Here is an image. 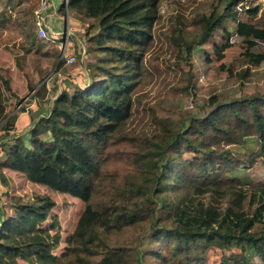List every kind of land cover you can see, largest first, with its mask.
I'll list each match as a JSON object with an SVG mask.
<instances>
[{
	"label": "trees",
	"instance_id": "obj_1",
	"mask_svg": "<svg viewBox=\"0 0 264 264\" xmlns=\"http://www.w3.org/2000/svg\"><path fill=\"white\" fill-rule=\"evenodd\" d=\"M225 2L223 15L217 9L198 13L187 29L181 26L171 34L163 32L171 40L175 56L169 65L162 63L180 71L178 83L166 95L177 96L193 84V47L224 28V17L234 16L236 0ZM159 3L70 0V13L83 12L94 19L89 30L99 28L95 41L102 53L97 63H89L91 82L72 92V83L65 79L63 90L52 98V89L44 81L35 93L27 94L29 98L18 113L4 118L5 104L0 100V138L13 136L10 145L5 146V139L0 144L3 185L16 191L23 178L48 191L30 202L20 199L15 212L3 213L7 220L4 218L0 227V264H10L11 256L25 254L38 255L39 264H144L145 253L139 243L133 248L111 245L107 237L150 219L155 225L146 236L148 240L161 239L166 253L158 255L164 264L207 259L211 250L228 249L234 243L254 245L264 263V228L256 231L258 222L264 221V183L249 197L242 178L231 175L243 164L251 168L258 161L264 163V95L236 98L204 116H193L187 123L184 118L160 116L149 107L152 128L139 131L131 127L134 114L147 109L144 94L138 93L143 87L142 66L151 30L161 18ZM260 8L251 5L245 9L254 20L241 22L239 27L243 48L236 60L242 67L238 70L233 60L229 68L239 78H247L251 66L264 62V51H252L264 43V19H255ZM7 22L0 15V26ZM224 34L228 36V30ZM158 58L149 57L146 63L159 70ZM62 64L63 60L59 66ZM93 65L104 71L100 80ZM0 78V93L3 85L12 90L10 82ZM28 125H32L29 144L24 137L12 135L15 127L21 131ZM249 138L258 140L255 151L233 150L232 146H242ZM171 184L173 191L188 197L209 190L225 195L227 207L180 205L173 213L174 226L167 227L163 220L169 216L166 210L171 204L166 195ZM51 193L68 194L85 204L61 259L40 233L46 231L40 226L56 205ZM243 250L230 256L222 253L221 264H254Z\"/></svg>",
	"mask_w": 264,
	"mask_h": 264
},
{
	"label": "rangeland",
	"instance_id": "obj_2",
	"mask_svg": "<svg viewBox=\"0 0 264 264\" xmlns=\"http://www.w3.org/2000/svg\"><path fill=\"white\" fill-rule=\"evenodd\" d=\"M225 1L160 0L158 13L161 18L157 20L151 30L148 51L142 66L143 87L138 93L139 95L144 94L143 98L147 109L134 114L130 123L133 129L140 131L152 128L149 107H154L160 116L173 119L184 118L187 123L193 116H204L217 105L236 98L264 95V62L259 66H251L247 78H239L229 70L233 60L236 61L238 70L242 67L236 60L243 48L242 36L238 32L239 27H241V22L253 23L254 20L245 12V9L251 5H260V11L255 19H264V0H236L233 7L234 16L224 17V28L217 29L213 36L207 38L199 46L193 47L191 54L195 73L193 84L177 96L166 95V92L178 83L180 71L175 66H168L169 59L174 61L175 50L171 40L163 32L171 34L174 29L181 26L187 29L189 24L191 25L192 17L198 13L210 14L214 9H217L223 15L227 6ZM36 4V0H0V15L8 21L5 25L0 26L2 34L0 37V77L2 76L3 80H8L12 88L9 90L3 85L2 93H0V100L5 104V115L1 116L2 118L18 113L23 103L25 104L29 96L35 93L44 81L52 89L50 94H53V98L61 92L65 85V79L72 83L70 84L72 92L79 86H88L93 78L89 63H97L99 54L102 53L96 47L95 41L99 28L94 27L89 30L90 23H93L94 19L88 18L80 11L70 13L64 8L62 17L57 21L58 28L50 21L52 19L50 17L49 23L47 22L46 25L48 38L38 34L34 18ZM66 20L67 29H65ZM225 30L229 32L228 36L224 34ZM249 31L250 28L247 32ZM227 43L232 46L227 48L225 46ZM252 51H264V43L253 47ZM222 54L226 56L222 57ZM71 55L75 57L73 62L68 60ZM153 56L160 57L158 58L160 68L157 64L154 66L159 70L153 69L146 63L147 59ZM62 60L64 64L59 66V62ZM162 61L167 62L168 65L163 64ZM186 63L187 61L185 68L189 69L190 66ZM93 70L96 71L98 80L104 76V71L98 70L96 65H93ZM28 93H30L29 96H27ZM22 98L25 99L20 103ZM5 122L6 119L1 122V125ZM31 126H25L21 131H16L17 127H15L12 135L17 134V136L24 137L26 143L29 144L30 134L28 132ZM12 138L13 136L4 138L5 140L0 138V144L4 140L6 141L5 146L10 145L13 142ZM258 146L256 138H249L246 144L234 145L232 148L235 152L251 153ZM0 152L3 154L1 150ZM186 157L191 158L192 156L187 155ZM2 160L3 158H0V161ZM241 167L237 174L231 175L242 178L244 182L242 188L250 197L254 189L264 183V163L258 161L254 167L250 168L247 164H243ZM19 181L20 185L16 191L10 192L3 185L0 177V227L4 218L7 220L3 213L15 212V206L19 201L30 202L39 193L46 195L45 193L48 192L44 187L31 184L23 178ZM172 188L171 184L166 195L167 203L171 204V207L166 210L169 216L163 220L167 227L174 226L173 213L180 205L181 207H193V209H197L201 203L206 206L214 205L222 210L227 207V197L217 192L209 190L200 194H190L188 197L182 193L178 194ZM51 195L56 205L49 212L46 222L40 226L46 231L39 232L46 237L52 253L61 259L68 248V240L76 229L85 204L68 194L51 193ZM4 204L5 207L2 208ZM154 225L155 220L153 219L142 221L128 227L124 232L110 234L107 240L111 245H123L131 248L139 243L138 248L145 253L144 264H164L158 255V253H166V247L162 244L161 239L148 240L146 236ZM263 228L264 221H259L256 231L260 232ZM36 229H39V224ZM36 229L33 231H38ZM243 245L234 243L228 249L215 248L209 252L207 259L202 258L200 261L195 260L184 264H221L222 253L230 256L231 253L241 252L243 247L246 257L253 259L254 264H264L254 245ZM37 259L38 255L36 254L13 255L10 257V264H39Z\"/></svg>",
	"mask_w": 264,
	"mask_h": 264
},
{
	"label": "built area",
	"instance_id": "obj_3",
	"mask_svg": "<svg viewBox=\"0 0 264 264\" xmlns=\"http://www.w3.org/2000/svg\"><path fill=\"white\" fill-rule=\"evenodd\" d=\"M70 0H64V7L68 11V5ZM55 1L54 0H37V7L34 10V18L38 34L44 38H48L47 22L49 18L54 15ZM74 55L69 56L68 60L73 62Z\"/></svg>",
	"mask_w": 264,
	"mask_h": 264
},
{
	"label": "crops",
	"instance_id": "obj_4",
	"mask_svg": "<svg viewBox=\"0 0 264 264\" xmlns=\"http://www.w3.org/2000/svg\"><path fill=\"white\" fill-rule=\"evenodd\" d=\"M55 1V9H54V15L53 16H51L52 17V19L50 20V18H49V20L54 24V25H57V26H55V27H57L58 28V24H57V21H58V19H60L61 17H62V15H63V10L65 11V7H64V0H54ZM50 22V23H51ZM67 20L65 21V29H67ZM56 29V28H55ZM52 98H53V96H52Z\"/></svg>",
	"mask_w": 264,
	"mask_h": 264
},
{
	"label": "water",
	"instance_id": "obj_5",
	"mask_svg": "<svg viewBox=\"0 0 264 264\" xmlns=\"http://www.w3.org/2000/svg\"><path fill=\"white\" fill-rule=\"evenodd\" d=\"M67 17H69V14H67Z\"/></svg>",
	"mask_w": 264,
	"mask_h": 264
}]
</instances>
